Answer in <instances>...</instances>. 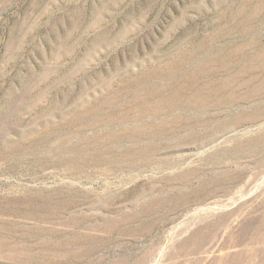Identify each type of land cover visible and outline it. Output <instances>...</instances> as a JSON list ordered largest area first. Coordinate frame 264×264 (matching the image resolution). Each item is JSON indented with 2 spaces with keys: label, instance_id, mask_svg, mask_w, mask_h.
I'll list each match as a JSON object with an SVG mask.
<instances>
[{
  "label": "rangeland",
  "instance_id": "obj_1",
  "mask_svg": "<svg viewBox=\"0 0 264 264\" xmlns=\"http://www.w3.org/2000/svg\"><path fill=\"white\" fill-rule=\"evenodd\" d=\"M0 264H264V0H0Z\"/></svg>",
  "mask_w": 264,
  "mask_h": 264
}]
</instances>
